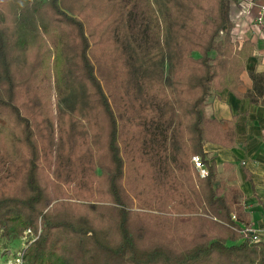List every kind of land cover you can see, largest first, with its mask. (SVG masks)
<instances>
[{
	"label": "trees",
	"instance_id": "1",
	"mask_svg": "<svg viewBox=\"0 0 264 264\" xmlns=\"http://www.w3.org/2000/svg\"><path fill=\"white\" fill-rule=\"evenodd\" d=\"M233 3L0 0V136L18 154L0 173L20 188L0 190V227L39 234L23 264H264L205 151L235 142L207 112L219 92L264 105V71L239 90L255 43L234 40Z\"/></svg>",
	"mask_w": 264,
	"mask_h": 264
},
{
	"label": "crops",
	"instance_id": "2",
	"mask_svg": "<svg viewBox=\"0 0 264 264\" xmlns=\"http://www.w3.org/2000/svg\"><path fill=\"white\" fill-rule=\"evenodd\" d=\"M259 1L264 4L262 0H257L256 3L261 4ZM252 8H255L253 14L245 9L241 12L244 13L242 18L248 29L236 30L243 41L251 39L255 43L254 54L247 59L246 69L241 75L243 83L239 90L242 93L253 88L251 72L264 71V24L256 29L252 21L258 16L256 12L259 9L257 6L250 9ZM207 112L222 121L225 129L229 127L228 122L234 125L233 145L208 142L205 144V151L216 162L221 176L235 177L227 184L240 189L238 204L245 207L251 220L252 232L264 239V105L252 103L249 98H240L225 89L209 101ZM233 220H238L235 214Z\"/></svg>",
	"mask_w": 264,
	"mask_h": 264
},
{
	"label": "rangeland",
	"instance_id": "3",
	"mask_svg": "<svg viewBox=\"0 0 264 264\" xmlns=\"http://www.w3.org/2000/svg\"><path fill=\"white\" fill-rule=\"evenodd\" d=\"M256 1L257 0H255V2ZM262 1H264V0H262ZM259 2L261 3V1H259ZM246 3H241V4L233 3L232 4L231 16H232V19L236 23V26L233 30L234 40L243 41V38H240L237 35L236 30H238V29L241 30V28H242V30L248 29V27H246V24H245V22H246L245 19L242 18L244 13H241V12H243L245 7L248 8ZM253 7H256V3ZM250 8L248 10H250V13L253 14V10L255 8H252V9H250ZM257 13L258 12H256V16H257ZM252 23L255 24V27L257 29L258 28L257 26H259L257 20L253 19ZM55 94H56V92L54 89H52V86H51V97L50 98H51V102H52L54 107L56 105ZM0 137H1L0 138V155L5 150H8L9 154H13V156H14V154L18 155L17 152L15 151V148L10 143H8L4 138H2L4 136H0ZM18 176H19V178L17 179V181L20 182L21 181V175H18ZM222 178H228V177L222 176ZM11 181L12 180L7 178L6 172L1 171V173H0V190L9 189L12 192V194L20 192V188L18 186H16V184L12 185ZM68 189H71V188H67V190ZM72 189H74V186L72 187ZM69 192H70V190H69ZM134 198H136L135 195H134ZM72 201H73V203H76V204L84 202V200H81L78 198H73ZM136 205H137V207L140 206V204L137 201H136ZM38 235L35 232H32L30 230H26L23 232V234L20 236V238H17L15 240H11V239H9L8 236H6L4 229L2 227H0V264H9V263H11V264H23L22 256H23L24 250L38 237ZM19 259H20V262H18Z\"/></svg>",
	"mask_w": 264,
	"mask_h": 264
},
{
	"label": "built area",
	"instance_id": "4",
	"mask_svg": "<svg viewBox=\"0 0 264 264\" xmlns=\"http://www.w3.org/2000/svg\"><path fill=\"white\" fill-rule=\"evenodd\" d=\"M241 3H246L248 8L245 7L244 9L248 11V9L252 5L254 6L256 2H255V0H241ZM256 6L259 9L258 16L256 17V20L258 22V25L261 27L264 24V4H262V3L261 4H259V3L257 4L256 3ZM193 161H194L196 167L201 169V175L203 177L206 176L208 174V171L204 168V163H202L201 158L199 156H195L193 158ZM254 240H259L257 235L254 236ZM18 262H20V259H19Z\"/></svg>",
	"mask_w": 264,
	"mask_h": 264
},
{
	"label": "bare ground",
	"instance_id": "5",
	"mask_svg": "<svg viewBox=\"0 0 264 264\" xmlns=\"http://www.w3.org/2000/svg\"><path fill=\"white\" fill-rule=\"evenodd\" d=\"M9 264H11V263H9Z\"/></svg>",
	"mask_w": 264,
	"mask_h": 264
}]
</instances>
